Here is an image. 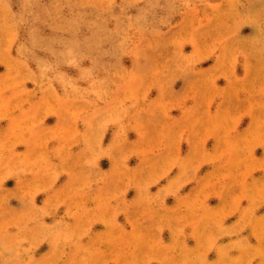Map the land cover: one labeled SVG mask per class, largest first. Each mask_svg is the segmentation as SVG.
Instances as JSON below:
<instances>
[{
    "label": "rangeland",
    "instance_id": "1",
    "mask_svg": "<svg viewBox=\"0 0 264 264\" xmlns=\"http://www.w3.org/2000/svg\"><path fill=\"white\" fill-rule=\"evenodd\" d=\"M0 264H264V0H0Z\"/></svg>",
    "mask_w": 264,
    "mask_h": 264
}]
</instances>
